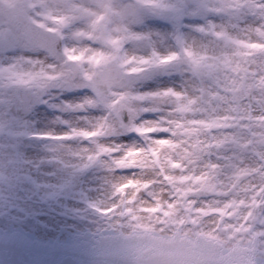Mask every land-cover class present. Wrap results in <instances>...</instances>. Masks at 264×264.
<instances>
[{
	"label": "snow or ice",
	"instance_id": "snow-or-ice-1",
	"mask_svg": "<svg viewBox=\"0 0 264 264\" xmlns=\"http://www.w3.org/2000/svg\"><path fill=\"white\" fill-rule=\"evenodd\" d=\"M65 91L136 264H264V0H0V95Z\"/></svg>",
	"mask_w": 264,
	"mask_h": 264
},
{
	"label": "rangeland",
	"instance_id": "rangeland-1",
	"mask_svg": "<svg viewBox=\"0 0 264 264\" xmlns=\"http://www.w3.org/2000/svg\"><path fill=\"white\" fill-rule=\"evenodd\" d=\"M78 95L65 91L61 97L36 103L0 95V217L24 221L26 226L27 219L34 218L40 234L55 236L85 227L123 231L113 226V217L93 207L111 202L112 185L118 177L102 160L84 167L73 155L87 142L69 141V149L37 135L84 126L85 116L93 119L95 110L89 114L52 106Z\"/></svg>",
	"mask_w": 264,
	"mask_h": 264
},
{
	"label": "water",
	"instance_id": "water-1",
	"mask_svg": "<svg viewBox=\"0 0 264 264\" xmlns=\"http://www.w3.org/2000/svg\"><path fill=\"white\" fill-rule=\"evenodd\" d=\"M6 218L0 217V223ZM34 223V218H28ZM71 242L41 240L19 230L0 232V264H136L133 246L123 233L74 234Z\"/></svg>",
	"mask_w": 264,
	"mask_h": 264
},
{
	"label": "bare ground",
	"instance_id": "bare-ground-1",
	"mask_svg": "<svg viewBox=\"0 0 264 264\" xmlns=\"http://www.w3.org/2000/svg\"><path fill=\"white\" fill-rule=\"evenodd\" d=\"M99 115V112L98 111H96L94 114H93V118L94 117H97ZM84 121H85V123L86 124H88V123H90L91 122V120H92V116L91 117H87V116H85L84 117ZM41 121V120H40ZM42 121L43 122H45V121H47V119H43L42 118ZM47 124V123H46ZM85 124V125H86ZM84 125V126H85ZM34 132V131H33ZM50 141V140H49ZM56 142V141H55ZM13 221V220H12ZM7 221L6 223H5V226H1L0 225V228H1V230H0V232L1 233H11V231L12 230H19V231H23L24 233H26L27 234V236H29V234H32V235H34V236H37V237H41V238H44L45 240H47V241H52V242H54V240H56V239H54L55 238V235H53L51 232H48L47 234H40L39 232H38V229H37V225L36 224H34V223H29V225L28 226H26L25 225V223L26 222H24V221ZM4 230H6V231H4ZM89 231L90 232V234H107V232L108 231H104V230H102V229H100V228H96L95 230L93 229V227H85L84 229H82L81 231ZM65 231V232H64ZM83 231V232H84ZM72 232L74 233V234H76L77 233V230H73V229H71V230H63L60 234H58V236L57 237H61V239H63L64 240V242H68V241H71V238H72ZM123 233V231H118V230H115V231H113L112 233ZM111 233V232H110Z\"/></svg>",
	"mask_w": 264,
	"mask_h": 264
},
{
	"label": "flooded vegetation",
	"instance_id": "flooded-vegetation-1",
	"mask_svg": "<svg viewBox=\"0 0 264 264\" xmlns=\"http://www.w3.org/2000/svg\"><path fill=\"white\" fill-rule=\"evenodd\" d=\"M31 138H35V137H31ZM50 140V139H49Z\"/></svg>",
	"mask_w": 264,
	"mask_h": 264
}]
</instances>
